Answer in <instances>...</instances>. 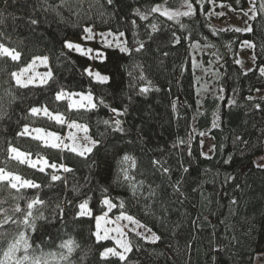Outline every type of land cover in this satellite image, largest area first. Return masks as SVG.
Returning a JSON list of instances; mask_svg holds the SVG:
<instances>
[{"label":"trees","instance_id":"trees-1","mask_svg":"<svg viewBox=\"0 0 264 264\" xmlns=\"http://www.w3.org/2000/svg\"><path fill=\"white\" fill-rule=\"evenodd\" d=\"M259 1L255 0L251 30L236 31L214 27L209 9L212 3H221L232 11H242L248 0H189L193 15L178 20H168L158 12L141 20L135 10L148 14L155 5L173 10L180 8L183 0H114L111 6L106 0H84L82 5L67 0L63 7L60 0H0V43L22 54L15 62L0 58V167L41 185L38 190L22 189L18 194L0 186V199L7 201L0 206L12 208L17 202L14 195L22 197L18 201L22 207L36 196L45 201L40 209L45 219L37 221V230H26L34 247L56 252L60 241L71 237L79 245L71 264H124L116 257L102 260L100 252L114 243L110 239L97 242L92 235L95 217L106 210L101 205V188H107L113 203L124 201L128 215L161 237L151 243L128 233L133 251L127 264H254L255 258L264 254V167L253 163L264 154V95L258 94L264 91V73L260 71L264 68V12ZM52 5L58 6V11ZM31 19L38 23L30 24ZM152 24L157 25L156 32H152ZM84 27L122 32L130 49L140 42L145 48L125 55L116 47H106V60L92 62L63 47L68 38H81ZM173 33L179 43L173 42ZM244 42L251 44L254 57V66L247 71L237 63ZM195 45L207 48L201 60L214 70L213 81L221 95L217 92L199 99L192 61ZM36 56L48 57L54 79L44 86H17L10 73L26 67ZM92 65L112 76L111 82L93 83L83 74V69ZM61 87L78 93L91 90L98 107L69 110L67 100L54 99ZM141 87L150 90L141 94ZM101 98L124 114L117 116L100 105ZM42 106L63 113L66 121L86 124L88 135L103 141L99 152L81 158L66 149L43 148L31 136L18 135L25 125L65 133L66 123L59 125L30 114V108ZM116 119L122 121L123 132L103 123ZM203 133L213 141L210 156L202 155ZM9 143L32 153L33 159L39 152L50 163L64 164L73 171L59 170L56 174L63 179L53 182L52 169L40 173L8 159ZM125 153L136 158L135 179L144 181L135 196L126 184L115 182L119 159ZM154 159L170 172L164 174L161 165L153 166ZM93 161L97 163L93 165ZM176 181H180L183 195L173 190ZM150 189H155L154 196H149ZM84 199L89 200L90 217L77 216ZM120 211L116 207L108 215L115 217ZM7 230L10 239L16 227ZM5 246L0 245V251Z\"/></svg>","mask_w":264,"mask_h":264},{"label":"snow or ice","instance_id":"snow-or-ice-1","mask_svg":"<svg viewBox=\"0 0 264 264\" xmlns=\"http://www.w3.org/2000/svg\"><path fill=\"white\" fill-rule=\"evenodd\" d=\"M78 3L82 5L84 0H78ZM107 5L111 6L114 3V0H106ZM67 4V0H60V7H63ZM183 5H186V11H178V10H170L163 5H155L151 8L148 14L141 12L139 9L135 10L136 15L140 17L141 20H146L148 15L151 13H159L161 16L167 17L168 20H178L180 16H191L193 15V6L189 0H183ZM182 5V6H183ZM53 10L58 11V6L52 5ZM92 5H89V10H91ZM264 7V5H262ZM47 10V9H45ZM0 23H3V14L0 13ZM30 24L35 25L38 23L36 19H31L29 21ZM135 24V21H133ZM152 32L157 31V25H150ZM183 27V25H181ZM245 31H250L251 29H244ZM236 31H240V29H236ZM83 32L85 35L82 37L84 40H92L94 38L93 29L91 27H84ZM99 35L103 38V43L106 47H113V42L106 39L107 36L112 35L111 32L108 33H99ZM122 37L124 33H119ZM151 35V34H150ZM173 35V42L179 43V37ZM247 43V42H245ZM251 46V45H250ZM63 47L68 51L76 52L80 56L87 57L90 60H98L103 63L106 60V56L99 50H94L92 48H85L79 43H75L70 40H65ZM115 47L119 50L120 53L125 55H130L132 51L140 52L145 48V44L143 42L139 43L137 48L130 49L126 42L117 41L115 43ZM21 52L17 51L15 48L7 47L4 43H0V58H10L12 61H20L21 60ZM39 61L42 64L48 63L47 56H36L33 57L32 61L27 64L26 67L20 68L18 71H14L10 73L11 78L15 81V84L19 87L26 88L29 85L38 83L39 85H48L50 80L54 79L53 73L51 70L43 73L36 74L35 76L28 75V73L34 69L36 62ZM239 63V61H237ZM126 67V66H121ZM137 67H142L137 65ZM261 73H264V68L260 69ZM83 74H86L93 83L107 85L111 82L112 76L107 74H102L99 70L93 69L91 66L83 69ZM131 75V73H129ZM141 80L145 79L143 71L140 73ZM150 89L148 87H141L140 93H147ZM74 97H79V99H74ZM55 101H68L69 110H93L98 107L97 103L94 102L93 95L91 90L87 93L83 92H69L64 87H61L59 91L55 93L54 97ZM249 99H252L249 97ZM230 104L234 103V101H229ZM100 105H104L108 107L112 113H115L117 116L124 114L120 109L115 107H110L105 104V101L101 98L99 100ZM256 107H260L256 105ZM173 109H175V102L173 103ZM126 112V109L124 110ZM29 112L33 116H43L48 120L55 121L56 124L64 125L66 123L65 117L63 113L56 112L53 113L49 111L47 106L42 107H32L29 109ZM103 123L106 126L112 127L115 132H123L124 129L121 126L122 121L116 119L112 120H104ZM214 127L216 126L214 122ZM69 128H75L77 131H81L84 133L83 137H76L75 134L70 133L67 139L72 140V143H66L65 139L59 136L56 132L45 131L42 128H34L29 129L28 125L24 126L22 132L18 133L20 136H31L33 140L39 142L40 146L43 148H52L60 151L68 150L72 153H75L81 158H89L91 155L98 153L100 146L103 144V141L94 139L93 137L88 135V126L86 124H78L75 121H72L68 124ZM34 134V135H33ZM236 140H240V137L237 136ZM178 143H184L183 140H178ZM247 143V142H245ZM8 159L14 160L21 165H27L32 169L38 170L40 173H46L48 169H52L53 172L50 176L51 181H61L63 178L61 175L56 174L59 170H62L65 173H70L73 171L72 168L64 165L57 164L55 162L50 163L49 160L40 153H36V158L33 159V154L30 152H22L17 147L12 146L10 143L7 147ZM97 161H93V165H95ZM152 165L157 166L161 165L159 160H152ZM227 163V161H225ZM259 166V165H258ZM137 167L136 158L132 155L125 153L120 157L118 162V168L116 171L115 182L119 184H126L127 187L131 190L132 194L135 196L139 190L142 188L144 181H137L132 174V170ZM160 170L164 174H168L170 169L167 167H163L161 165ZM187 171V169H184ZM66 182V181H65ZM10 190H15L18 194L22 189H40L41 185L36 183L31 179H25L21 175L8 171L5 168L0 167V186H5ZM173 190L175 192H179L181 195L183 193L180 191V181H176L174 185H172ZM77 189H74L76 191ZM101 192L103 193V199L101 200V205L106 209L102 212V215L95 217L96 222V231L92 233L95 236L97 242L101 240H107L110 238V232H116L120 235V237H124L126 233L122 230V227L118 224L121 220H126L133 225L140 226L139 221H137L133 216L128 215L126 211H124L125 204L124 201H120L119 205L113 203L112 198L109 197L108 189L101 188ZM156 194L155 189H150L149 196H154ZM13 200L17 201L14 206L10 209L0 206V245L6 244L3 247L2 251H0V264H51L52 261H55L56 264H71V256L79 248L77 242L69 237L66 240H61L59 245L57 246L59 251L56 252H43L40 248V245L33 246L30 243V237L26 230H37V221L45 219L43 213L40 211L42 207L45 206V201L40 199L39 196H36L26 202L24 207L18 202L22 199L19 195H14L12 197ZM7 203L6 200L0 199V205ZM235 203V201H233ZM89 200L84 199L81 203H79V211L77 212L78 217H90L93 215L92 210L89 208ZM59 208V205H57ZM119 207L121 209L120 214L116 217L115 221L109 218L108 213L111 212L113 208ZM61 215L63 212L61 210ZM102 222L104 225L116 223L117 227L115 228H102ZM15 226L16 231L11 233V238L9 239V231L7 230L10 226ZM126 227V226H125ZM135 231V229H133ZM151 232L150 229H148ZM138 236H141L143 239L150 241L151 243H156L161 239L155 232H151V235L145 236L143 233L137 232ZM116 247L105 248L102 252H100V257L102 260H107L108 257H116L120 262H124L127 264L128 262V254L133 251V247L131 243L127 239H116L115 241ZM120 249V250H117Z\"/></svg>","mask_w":264,"mask_h":264},{"label":"rangeland","instance_id":"rangeland-1","mask_svg":"<svg viewBox=\"0 0 264 264\" xmlns=\"http://www.w3.org/2000/svg\"><path fill=\"white\" fill-rule=\"evenodd\" d=\"M258 4L260 6V10L264 12V7H262V5H264V0H260ZM173 10L186 11L187 8H186V5H183L180 8L173 9ZM255 12H256L255 0H248V4L246 8L242 11H237V12L232 11L228 6L224 4L212 3L209 9V12H208V17L211 20V23L214 25V27L218 29L234 28V29L244 30V29H249L250 21L252 17L255 15ZM108 32L110 31H107V30L97 31L93 29V33L95 35L92 40L82 39L85 33L81 36V38H77V39L68 38V40L73 41L75 43H79L85 48H92L94 50H99L102 53H104V48H106V46L104 45L103 38L99 35V33H108ZM111 34L112 35L107 36L106 39L113 42V47H115V43L117 41L125 42L123 36L121 37L119 34L113 33V32H111ZM250 45L251 44H249L248 42L247 43L244 42V44L240 47L238 51L237 61H239V65L244 71L252 69L254 66L252 46ZM203 51L207 52L208 50L207 48L201 47L199 45H195L193 47L192 61H193V67H194V72H195V80L197 84V93H198V97L200 100L209 94L213 95L217 92L220 93L221 95V92L216 87L213 81L216 76L214 73V70L211 68V65H205L203 64L201 60V54ZM90 61L93 62V60H90ZM91 67L95 69L93 65ZM47 71H49L48 63L45 65L37 61L34 69L31 70L28 73V75L35 76L36 74H43ZM37 84H39L38 77H37V83L32 84V85H37ZM258 94L264 95V91L258 92ZM219 97H222V96H219ZM261 97H264V96H261ZM74 99H79V97H74ZM71 122L72 121H66L65 133L63 135L59 134L60 137L66 138L65 139L66 143L73 142L72 140L67 139L70 133L75 134V136L78 138L83 137L84 135L83 132L77 131L75 128H69L68 124ZM200 143H201L202 155L210 156L213 152V141L211 137L207 133L201 134ZM253 163L257 166L259 165L261 167H264V154L255 157L253 159ZM116 217L117 216L115 217L109 216V218L113 221H115ZM118 224L122 227V230L126 233V235L124 237H120L118 233L110 232L109 239L113 241L114 247H116V243H115L116 239H127L128 233L136 234L137 232H140V233H143V235L145 236L151 235V233L140 223H139L140 226H136L126 220H121L118 222ZM103 227L115 228L117 227V224L112 223V224L104 225L102 222V228ZM133 229H135V231H133ZM117 250H120V249H117ZM254 264H264V254L257 256L254 260Z\"/></svg>","mask_w":264,"mask_h":264}]
</instances>
